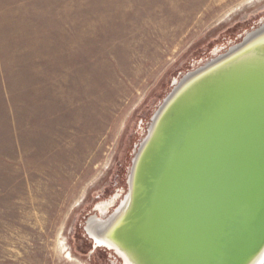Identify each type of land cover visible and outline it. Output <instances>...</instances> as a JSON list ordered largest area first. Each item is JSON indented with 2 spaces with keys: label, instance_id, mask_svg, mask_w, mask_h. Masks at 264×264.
I'll use <instances>...</instances> for the list:
<instances>
[{
  "label": "rangeland",
  "instance_id": "rangeland-1",
  "mask_svg": "<svg viewBox=\"0 0 264 264\" xmlns=\"http://www.w3.org/2000/svg\"><path fill=\"white\" fill-rule=\"evenodd\" d=\"M262 23L264 0H0V264H121L96 204L175 79Z\"/></svg>",
  "mask_w": 264,
  "mask_h": 264
},
{
  "label": "water",
  "instance_id": "water-1",
  "mask_svg": "<svg viewBox=\"0 0 264 264\" xmlns=\"http://www.w3.org/2000/svg\"><path fill=\"white\" fill-rule=\"evenodd\" d=\"M127 185L95 231L122 264L264 263V23L174 84Z\"/></svg>",
  "mask_w": 264,
  "mask_h": 264
},
{
  "label": "bare ground",
  "instance_id": "bare-ground-1",
  "mask_svg": "<svg viewBox=\"0 0 264 264\" xmlns=\"http://www.w3.org/2000/svg\"><path fill=\"white\" fill-rule=\"evenodd\" d=\"M178 82H179V79H175L174 84ZM121 197H123V192H118L114 196L110 197V199L97 203L95 206V210L97 213L90 216L86 224V227L91 232V234L95 235V240L97 241L96 245H98L99 247L105 248L107 250L111 249L112 247L111 244L98 238L95 234V231H97L98 227L101 226V223L107 219V217L109 216V213H111V209L117 207L118 203L121 200ZM63 238L64 237H62V239ZM62 245H63L65 252H67V254L70 257L77 258L76 255L74 254L73 249L68 247V243H65L64 241H62ZM98 246L95 247V249L99 248ZM262 260H263V257L258 262L260 263ZM121 264H122V261H121ZM125 264H127V262H125Z\"/></svg>",
  "mask_w": 264,
  "mask_h": 264
}]
</instances>
